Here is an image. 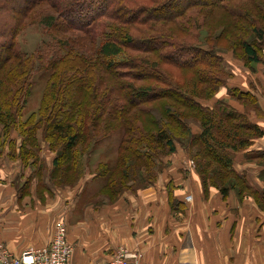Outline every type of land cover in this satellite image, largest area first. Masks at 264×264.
<instances>
[{"label": "trees", "instance_id": "obj_1", "mask_svg": "<svg viewBox=\"0 0 264 264\" xmlns=\"http://www.w3.org/2000/svg\"><path fill=\"white\" fill-rule=\"evenodd\" d=\"M242 1L0 0V18L11 13L17 15L15 22L20 21L14 29L15 24L8 28L0 20V149L6 143L13 148L10 135L15 131L22 139L19 156L23 162L32 158L35 169L40 136L55 154L50 178L70 184L81 178L82 158L93 153L94 142L117 130L114 163L98 161L93 176L102 183L101 193L105 191L112 200L131 188L135 192L152 186L163 157L176 150L173 139L184 141L188 125L198 120L201 132L191 140L196 150L191 159L202 186L217 187L222 197L230 188H236L239 197L243 191L251 193L244 177L235 172L231 156L248 148L262 131L225 105L218 111L204 110L197 86L209 97L223 86L216 75L220 58L214 47L189 45L195 41L191 31L175 29L178 20L198 10L222 19L235 18V24L229 19L234 26L227 27L237 31L233 38L229 29L220 35L231 39L229 46L241 48L240 56L250 67L264 58V10L254 8L249 14L257 12L261 27L244 30L249 15L235 11ZM41 7L52 13L37 18L43 27L77 34V39L88 44L87 53L93 50L95 56L89 61L87 56L65 54L58 48L60 55L48 61L51 72L38 109L22 121L29 77L43 58L40 55L38 61L21 54L14 37L25 13ZM245 32L256 36L254 44L243 40ZM219 40L215 38V44ZM203 42L210 41L204 38ZM168 69L190 74L194 83L185 85L189 79L172 78ZM94 71L101 73L94 76ZM229 95L246 107L255 104L247 92L232 88ZM160 100L167 103L163 108H148ZM189 113L193 115L189 117ZM100 131L104 133L97 137ZM55 146L59 147L56 152ZM134 181L137 187L132 186ZM173 205L179 207V202Z\"/></svg>", "mask_w": 264, "mask_h": 264}, {"label": "crops", "instance_id": "obj_2", "mask_svg": "<svg viewBox=\"0 0 264 264\" xmlns=\"http://www.w3.org/2000/svg\"><path fill=\"white\" fill-rule=\"evenodd\" d=\"M229 70L233 78L217 95L225 98L228 87L249 93L255 104L232 105L262 131L231 156L251 193L239 197L230 188L222 197L217 187L205 189L183 161L186 178L175 173L110 200L96 179L85 183L80 176L72 187L57 186L50 178L55 154L40 136L36 168L32 158L23 162L22 139L14 131L13 148L6 143L0 149V244L15 257L45 247L62 218L70 264L102 263L119 249L139 255L144 264H264V58L247 69L233 63ZM172 163L175 170L180 165Z\"/></svg>", "mask_w": 264, "mask_h": 264}, {"label": "rangeland", "instance_id": "obj_3", "mask_svg": "<svg viewBox=\"0 0 264 264\" xmlns=\"http://www.w3.org/2000/svg\"><path fill=\"white\" fill-rule=\"evenodd\" d=\"M260 3V6H259ZM253 5V6H251ZM238 9L235 10L236 13L242 14V15H249L253 11V9H261L264 10V0H243L241 4L237 7ZM42 9V10H41ZM37 10V11H36ZM32 12L27 11L25 13L26 18L23 19L20 28V31L16 34L15 38V43L17 45V49L19 52L23 55H31L36 57L38 60L40 58V55L43 59L38 60L40 62H37V66L32 73V75L29 77L30 80V89H29V96L27 97L24 110H23V116H22V121H24L29 114L32 112L36 111L38 108V104L40 101L41 97V92L43 87L45 86L47 82V77L49 73L51 72L50 66H49V59L53 58L57 54L60 55V50L64 52L65 54L68 53H73L81 56H87L88 60L94 59L93 55V50L91 54V50L89 53H87V48L88 44L85 43V41H81L76 38L77 34H70V33H65L59 30H50L41 25L39 20L40 15H51L52 13L48 10H46L44 7L38 8ZM44 10V11H43ZM198 10V9H195ZM192 10V11H195ZM191 12V11H190ZM257 12L255 16L249 15L247 18L248 23L244 24L246 28L244 30H251L252 26L254 28H257L258 26L261 27V23L257 24ZM42 17V16H40ZM40 19V18H39ZM231 19V18H229ZM221 18L218 14L216 15L215 13L207 12L205 9L203 11L198 10V12H191L186 14L184 17L181 18V20H178L175 26V29H182L183 27L191 31V34L193 35V38L195 41H189V45L196 46V45H202V46H209L211 48L214 47L215 49V56L220 58L219 61V68L217 69V76L220 77L221 81L223 80V86H221L217 92L212 95L211 97L206 96L204 91V88L202 86H197V93H200V99L198 98V102H200L201 106L204 108V110H208L211 112L212 110L215 109V111H218L219 108H223L224 105L226 106L225 108L231 109L235 111V107H233L232 103H238L244 105L243 102L237 101L236 97H231L229 95V91L233 87H228L226 97L224 98L223 95H217L220 93L221 88H225L224 86H229L228 83L230 82V79H232V73H230V66H232L233 63H236L237 66H239L241 69H247L249 66L246 65V62L243 57H241V52L239 51L241 48L238 47L236 48L235 46H229L231 43V39H227L225 36H221L220 34H223L224 31L228 30L231 31V36L233 38V35L237 33L236 30H230V28H227L228 26H234L235 24V18L231 19L234 20V24L232 23L231 20ZM0 20L3 22V24L6 25V27L10 28V26H14V29L17 28L19 25V22H15L17 20V15L16 14H5L1 15ZM38 20V21H37ZM15 22V23H14ZM185 22V24H184ZM226 24V29L222 30L221 25ZM22 28V29H21ZM197 36V37H196ZM256 36L254 34H251V32H245L243 34V40L246 41L247 43L254 44L253 42L256 41ZM204 38H207L210 42L209 43H204L203 40ZM215 38H219V42L215 44ZM232 47V48H231ZM257 48L258 45H255ZM235 50H234V49ZM221 68V69H220ZM90 70V69H89ZM170 72L169 75L172 76V78L177 79L178 76L184 79H189L187 80L186 84L190 83L189 85L192 86L194 83L192 81V76L190 74H186L185 72H178L174 69H168ZM102 71V70H101ZM101 72L94 71V76L99 75ZM171 82V80H170ZM227 84V85H226ZM196 89V87H195ZM190 91V89H189ZM167 103L163 100L157 101L153 103L152 105H149L148 108H155V107H160L163 108ZM177 112L183 116V112L181 109H177ZM184 114H186L184 112ZM189 117H191L193 114H188ZM188 125V135L185 138L184 141L183 139H173V145L175 146L176 150L174 153H171V155L165 156L162 159L161 166L158 171V176L157 179H172L176 178V174H179L182 176V178H186L187 175L190 173L186 168L184 163L181 164L183 161L189 162V166L192 171L196 172L195 169H197L196 162L191 159L193 156L195 146L192 143L194 141H191L193 137H197L201 130L198 125V120H192ZM98 131L100 130L97 129ZM102 133L104 132H99L97 134V137H100L103 135ZM109 135L108 138L106 139H100L96 140L94 142V149L93 153L90 156H86L82 158V173L81 177H83V181L85 183L93 181L95 179H91L94 176V164L97 163L100 160L103 161H108L111 163H114V156L115 153L113 152L115 148L118 145L119 142V132L116 130L114 134L107 133ZM59 147L55 146L54 150L55 152L58 150ZM49 150V149H47ZM51 152V150H49ZM113 152L112 154H110ZM173 160H177L179 162V167L175 170L173 167ZM186 169L185 174L182 170ZM156 180L153 184L156 183ZM100 182V181H99ZM76 183V182H75ZM75 183H70V184H61L60 182L57 183V186H70L72 187ZM80 183V182H79ZM78 183V184H79ZM133 187H137V182L134 181L132 184ZM149 187H151L149 185ZM145 188H148L146 186ZM144 188V189H145ZM142 189V190H144ZM131 190H134L131 188Z\"/></svg>", "mask_w": 264, "mask_h": 264}, {"label": "built area", "instance_id": "obj_4", "mask_svg": "<svg viewBox=\"0 0 264 264\" xmlns=\"http://www.w3.org/2000/svg\"><path fill=\"white\" fill-rule=\"evenodd\" d=\"M189 200L187 197L186 201ZM52 239L47 246L32 248L19 255L13 256L6 247L0 244V264H70L72 253L67 239L65 220L60 218L54 225ZM96 264H144L137 254H128L119 249L109 260Z\"/></svg>", "mask_w": 264, "mask_h": 264}]
</instances>
